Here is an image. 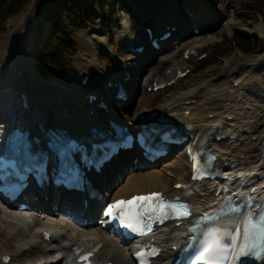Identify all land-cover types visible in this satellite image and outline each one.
<instances>
[{
	"label": "bare ground",
	"instance_id": "1",
	"mask_svg": "<svg viewBox=\"0 0 264 264\" xmlns=\"http://www.w3.org/2000/svg\"><path fill=\"white\" fill-rule=\"evenodd\" d=\"M135 1H141V5L133 0H129V3L132 8L134 7L135 9L141 10L135 12L134 17L135 20L140 22H144L151 18L153 12L156 13L158 11L157 9L164 10H160L156 13L165 15L163 18L158 19L156 24H160L162 27L165 25L167 29L164 28L161 31V28H158L156 34H159L161 31L159 34L161 35L171 27H175V29L171 31L170 37L159 41L160 48H165L169 45L171 36H175V41H178L180 36L187 30L189 31L188 27L186 28L182 25V22L186 25V21L178 15V11L174 12L165 8V2H170V0H158L160 3L156 6L157 9H152L151 4H149L147 11L144 1ZM186 2L189 7L194 5L192 8L195 9V13L198 12L193 16L192 23L194 26L199 27L201 32L203 29L210 27L209 25L203 26L209 15L216 17L215 21H218L220 14H225V6L223 5L228 4L230 0H222V3L220 1L223 7L219 6V0H197V2L196 0H187ZM142 11L146 13L152 12V14L148 13L142 15V13H144ZM230 17L229 15L228 20ZM227 23L228 22H226V24ZM149 25H151L150 22ZM192 28H190L191 32H189L194 34ZM17 29L18 28H15V37L11 39L16 38ZM82 33L86 34V31L84 30ZM94 35L95 32H91L88 36L90 40L92 37H95V41H93L95 45L92 47V55L94 57L89 62L76 61L75 68L76 70L79 69V71L72 77H59V80L64 84L58 82V84H60V88H58L61 91V95L58 93V96H60L62 102L64 101L60 107L61 110H64L62 117H58L54 114L50 115L47 111L50 104L42 93H44V90H46L48 86L38 78V73L35 69L34 43H32L31 46L26 38L21 42V45L27 48L26 52H22L20 48L18 50L11 47L9 48V52L6 53L1 60L0 103L9 102L11 103L10 108L6 107L5 109L8 111L11 110L17 114H24L27 118L25 127L29 125L31 133L34 131L38 135L42 133L37 131V129H39L38 123H40L41 127L45 129L48 127L66 128L71 131L68 132L69 134L77 137L82 135L77 133L78 131L83 133L87 130L86 133L90 135L92 134V127L96 125V120L89 119V114H92V118L97 117L103 120V124H107V120L114 119V115H116L112 110L111 104L106 103L104 99L109 95V92L113 90V84H107L109 80L112 83L119 82L125 87L128 94L127 100H116L124 106L125 103L133 99V96L135 98L142 86H144L145 89L147 86L153 85V81H167L175 75L177 69L182 71V67L186 63L183 56L185 50L190 51L191 56H193L195 52L199 55L209 50V47L215 42V40L211 38L212 36H207L203 39L198 37L187 43H178L179 46L172 52L168 54L164 53L166 54L165 56H159V58L155 60L153 59L154 54L158 50H154L151 46L147 45L148 41L145 40L144 36L143 41L135 42L136 40H133L130 42L126 41L125 34L121 33L118 40H122L123 44H128L129 46L133 45L134 47L140 44L144 45L145 49L142 53L133 52L137 55V59L141 57V59L144 60V62L138 60L141 61V66H139L138 69L135 68L134 72L136 74H140L142 70L147 72L144 74V76H146L143 79L144 81L141 82L142 86H140L141 79H139L138 76L134 79V74L129 73L130 69L127 70L129 74L128 77H124L126 75L124 73L126 69L122 68L121 64L126 57L118 55L122 60H116L112 53H116L117 49L113 50L107 48L103 40ZM133 42L134 44H132ZM178 51L181 52L180 58L173 60L171 64H167L164 70L160 72V63L167 60V56L173 57L178 54ZM18 52L21 53L20 56H17ZM254 61L252 63H254ZM152 62H155V64L149 70L144 63L148 65ZM224 63H226V66L223 67L216 80L211 81L210 79L208 81L195 83L189 87L186 86L181 89V91L162 98L154 108H144L140 110L139 113L134 112L132 117L124 112L125 115L128 116L126 118L123 115L125 117L124 119L123 116L120 115L122 113H119V109H117L116 112L118 116H122L120 117V119H122L121 122L128 127H135L138 124V116L141 113L158 111L170 118L173 121V125L178 126L181 129V133L187 136L188 139L184 142L183 147H179L175 150L174 155L170 159L162 162V169L150 167V165L146 164L143 160L138 159L137 162L135 160L131 161L129 159V151L122 152L115 156L114 159L107 162L98 174L89 175L92 178L93 186L98 187L102 193L108 196V199L115 196H127L135 192H149L152 190L162 191L170 196L177 194L178 191L175 190L173 184L183 181L190 176L188 170V157L185 154L186 146L189 142H196L202 137H204L203 146L207 147L216 155L215 163L222 167L225 172L235 173L236 171H245L251 174L252 177L263 174L264 107H260L259 111H257L259 107L258 103H255L251 96L255 97L257 100H264V97L262 98L258 95L264 91L257 86L256 81L247 83L237 76L236 70L231 67L232 63L230 61L226 60ZM126 65L128 68L129 66L132 67V64H129L128 61ZM253 65H255V63ZM13 69L18 70L17 74L13 77L15 79L14 86V80L8 79L7 82L4 81V78L7 77L6 75L8 74L9 77V73ZM115 72L116 75L113 74ZM83 73H86L87 76L81 77ZM96 79L97 81H101L99 85H97V83H91L92 80L97 82ZM7 83L12 84V91H6L3 87V85L6 86ZM61 85H63V87H61ZM105 92L107 94L101 98V95ZM88 93L95 94V100L89 102L85 98L86 102H82V98ZM21 95L26 99V107L21 106V102L24 100ZM34 96L39 97L40 103L39 101L38 103L37 101L32 102ZM99 99L105 103L106 110L96 105V103L100 101ZM107 100L112 102L110 98ZM248 100L251 102H248ZM144 103L146 104V102ZM254 116H256V118H254ZM8 124L9 121L5 124L0 123V130H5ZM217 129L224 133L226 137L215 140L214 132ZM247 130H251V132ZM233 134H237V136L231 138ZM156 161L157 160L154 162ZM128 166L131 167L132 170L125 176L123 182L116 185L112 190V185ZM257 178L259 181L264 179ZM238 181L239 179H234L232 183ZM193 188L196 189L197 192L190 195L189 200L197 210L210 211L211 208H216L214 206V199L216 196L213 191L209 190V184L203 185V183H194ZM216 188L217 187H215L214 190ZM263 191L264 187H262V192ZM79 195L81 196V194ZM32 196H36V198L32 199ZM24 201L28 203V207L42 209L44 212L39 213L31 208V210H24L16 214L12 213L11 210H3L0 207V229L3 231L7 230L5 234L7 238L13 239L16 243V246L12 248V253L25 254L26 252H30L37 256L36 259L31 258L33 256L28 257L27 261L23 264H57L73 252V245L77 243H94L99 241H101V246L93 255L99 262L111 260L113 264H134L130 257V253L127 252L129 248L124 245L120 246L116 240L109 237L107 232L93 221L95 218L94 205L92 203V201H94L93 199L88 200V206L84 210V215L87 217V221L85 222H83L82 216L77 214V207L80 205V201L78 203H70L64 200L59 194H53L46 188L40 189L37 186L33 187L31 192L24 198ZM51 202L56 204L55 208L51 207ZM14 207L15 208L12 209L17 210L16 205ZM217 211L221 212V209L217 208ZM68 213L72 214L71 220L68 219ZM163 225L161 230L155 235V238L159 240L163 246L161 254L156 257V264H171L175 259L172 246L179 244V242L184 239L183 234L185 232L182 226L166 223ZM33 226H38V228L34 230ZM52 229H54V232L51 233L48 240H46L42 234V230L50 232ZM8 247L10 246H0V264H4L1 260V256L10 253ZM57 251H60V253L56 254ZM46 256H50V258H46ZM69 263L70 261H67L64 264ZM261 264H264V259Z\"/></svg>",
	"mask_w": 264,
	"mask_h": 264
},
{
	"label": "rangeland",
	"instance_id": "2",
	"mask_svg": "<svg viewBox=\"0 0 264 264\" xmlns=\"http://www.w3.org/2000/svg\"><path fill=\"white\" fill-rule=\"evenodd\" d=\"M111 1L113 2V6H114L113 10H110V8L107 7L103 12H101L97 10L94 5L90 6V9L93 13L92 15L93 18L86 20L87 23L84 28L74 29L70 33V40L72 41L73 47L71 49L72 52H70L67 55V60L66 59L64 60L66 63L65 70L63 72H60L58 70L49 69L48 73L44 75L38 69L39 64L37 61L38 60L37 46L41 45L42 43L41 39L43 37L44 38L46 37L48 25L43 21L40 12L36 6L35 0H25L24 1L25 3L22 5L21 10L13 15H10L4 23L5 28L3 30H0V70H1V60L4 58L6 53L9 52V48L14 47L18 50L20 48L22 52H26L27 48H24L21 45V42L27 38L31 46L32 43H34L35 69L38 73V78L48 86V88L44 90V93H42L43 95H45L48 103L50 104L47 111L48 113H50V115L54 114L58 117H62L63 116L62 113L64 112V110H61L60 107L64 101L62 102L60 96H58L59 94L61 95V91L59 89L60 84H58V82H60L61 84L63 83L59 80V77L61 78L63 76L72 77L76 72L78 73L79 71V69L76 70L75 68L76 61L89 62L94 57L92 55V51H93L92 47L95 45L93 44V41H95V37H92L93 40L91 39L92 40L91 41L88 38V36L91 32H95V35L98 36V38H100L101 40H103L107 48L113 50L117 49L116 53L115 52L112 53L116 60L118 61L122 60L118 55H123L126 57V59L122 62L123 68L126 69L125 72H127V70L130 69L129 73L134 74V79L137 76L139 77V79H141L140 86H142L141 82L144 81L143 79L146 76V75L144 76V74H146L147 72L145 70H142L140 74L138 73L136 74L134 72V69L135 68L138 69L139 66H141V61L144 62V60L141 59V57L137 59V55H135L132 51L134 49L133 45L129 46L128 44H123V41L122 40L119 41L118 37L120 36L121 33H123L126 36V41H130V42H132L133 40H136L135 42L143 41V36L145 40L148 41V37H146L147 34L144 28L145 26H149L147 25L149 24V22H157L158 19L163 18L165 16L164 14L162 13L156 14L158 11L163 9L156 8V6L160 3V1L158 0H142L145 2L146 11L148 10L149 4H151L152 9H157L158 11L156 13L153 12V16L148 20L144 22H140L138 20H135L134 17H135V12L141 10L135 9L134 7L132 8V6L129 3V0H111ZM133 1L141 5V1L140 2H137L135 0ZM186 1L187 0H170L171 4L170 2H165L166 3L165 8L174 12L178 11V15L186 21V25L183 22L182 25L185 26L186 28L188 27L189 31L190 28L192 27L199 29V27L194 26V24L192 23L193 16H195L198 12L195 13V9L192 8V6L194 5H191V7H189ZM220 1L222 3V0H219V6L220 7L225 6V10H224L225 14H220L218 21H215L216 17H212L209 15L205 20V23L203 24V26L206 25L210 26L205 28L206 30L203 29L200 32L199 29L194 34H191L190 33L191 31L189 32L187 30L182 36L178 38V41H175L176 40L175 36H171L169 45L165 48H161L159 51H157L154 54L153 59L157 60L159 56L163 57L166 54L172 52L174 49H176L179 46L178 43H187L189 41L197 39L198 37H201L203 39L207 36L210 37L212 36L211 38L214 39L215 42L213 45H211V47H209V50L205 52L206 56L204 58L198 59L197 58L198 55H195V56H191L189 59H185L186 63L183 65L182 68L190 69V71L185 76L177 79V81L174 84L165 87L163 89H158L156 91L147 90V88L144 89V86H142L140 92L136 94L135 98L133 96L132 99L133 101L129 100L127 103L124 104V106L116 101L118 98H116L115 96L116 89L113 85V90L109 92V95L106 97L107 99L108 98L112 99L111 100L112 102H110L106 98L104 99L106 103L111 104L113 112L116 113V115H114V118L118 122L121 123L122 119H120V117H122L123 115L126 118L128 117L125 115V113L127 115H131L130 117H132L134 115L133 114L134 112L139 113L140 110L144 108L147 109L154 108L161 101L162 98L167 97L172 93L181 91V89H183L186 86L189 87L195 83L208 81L210 79L211 81L216 80L219 77V74L221 73L223 67L226 66L225 65L226 63H224L226 60L232 63L231 67H233V69L236 70L237 76H239L247 83H253V81H256L257 86L264 91V20L261 17V13L254 5L247 2L246 0H230L229 2L230 4L228 3L223 6H221ZM192 10L194 11V13ZM142 12H144L142 13V15L148 13L152 14V12H148V13H146L145 11ZM229 15L231 17L228 20ZM226 22L228 23L226 24ZM15 28H18L17 29L18 32L16 34L17 36L16 38L11 39L12 37H15L14 36ZM84 30L86 31V34L82 33L84 32ZM233 35H237L239 37L241 36L242 39L238 40V42H240L241 46L247 48L248 46L246 44H250L251 40H254L255 41L254 46H256V48L252 49L249 52L245 51L244 49L246 48L242 49L239 45L235 43V41L232 39ZM228 40H230L229 41L230 43H227ZM132 44H134V42ZM177 53L178 54L174 55L173 57L167 56V60L160 63L159 65L160 72L164 70L167 64H171L173 60H177L180 58L181 52L178 51ZM20 55L21 53L18 52L17 56ZM125 61L126 62L128 61L129 64H132V67L129 66L128 68ZM253 61L255 65H253L254 64L252 63ZM154 64L155 62H152L151 64L149 63L148 65L144 63V65L147 66L149 70L154 66ZM17 72H18L17 69H13L9 73V77L8 74L6 75L7 77L4 78V81L7 82L8 79H12L14 80L13 81V86H14L15 79L13 77L14 75L17 74ZM86 76H87L86 73H83L81 75V77H86ZM93 80L91 81V83H97V85L101 83V81L99 80L97 81V79H96L97 82H94ZM11 85L12 84L7 83L6 86L3 85V87L5 88L6 91H12ZM63 85H61V87H63ZM123 90L126 95L125 100H127L128 94L125 87H123ZM106 94H107L106 92L103 93L101 95V98ZM259 96L262 98L264 97V95L263 96L259 95ZM85 98H86L85 96L84 98H82V102L86 101ZM251 98L254 100L255 103H258L259 107L257 108V111H259L260 107H264V100L261 99L257 100L253 96H251ZM34 101H37V103L39 101L40 103L39 97L34 96L32 102ZM144 102H146V104ZM248 102L251 101L248 100ZM117 109H119L118 110L119 113H122L120 114L122 116L120 117L118 116L116 112ZM0 110H4V108L1 107ZM91 115L92 114L88 115L89 119L92 118ZM124 116L123 119L125 118ZM254 118H256V116H254ZM92 119L96 120L99 118L96 117ZM180 147H183V145H181ZM175 150L166 157L157 160L153 164H150V167L162 169L163 167L162 162L170 159L174 155ZM138 159L139 158L135 157L131 161L135 160L137 162ZM131 170L132 169L129 166L125 168L122 174L118 176L117 180L114 182L111 189L113 190L116 185L123 182V179L125 178L126 175L129 174ZM1 208L7 211L11 210L12 213H16V214L21 212L12 209L14 207L11 208L1 207ZM32 210L37 211L36 208H32ZM37 228L38 226H33L34 230H36ZM53 230L54 229H52L50 232L53 233L54 232ZM6 231L0 229V246L1 245L10 246L8 247L9 248L8 250L10 251L9 254L11 259L7 264H23L24 262L27 261V258L30 256H33L31 257L33 259L37 258V256H35L33 253L30 252H26L25 254H18V253L13 254L12 248L13 246H16V243L13 239L7 238V235H5ZM59 253L60 251L56 252V254ZM46 258H50V256H46Z\"/></svg>",
	"mask_w": 264,
	"mask_h": 264
},
{
	"label": "snow or ice",
	"instance_id": "3",
	"mask_svg": "<svg viewBox=\"0 0 264 264\" xmlns=\"http://www.w3.org/2000/svg\"><path fill=\"white\" fill-rule=\"evenodd\" d=\"M190 214L186 204L167 201L159 192L132 196L127 200H116L106 209V215L119 220L121 225L141 236L152 231V225L146 222L145 217L150 219L152 215H156L167 219L170 215L181 218ZM206 235L207 239L192 264H223L224 260L229 261V264H235V261L252 255L256 244L264 241V212L258 213V218L251 213L247 214L233 230L211 228ZM224 236L230 238V243L223 242ZM237 240L240 243H237ZM136 255L140 258L141 264H148L146 256L155 255V250L147 254L141 251ZM91 256L92 252L88 251L80 255L79 259L83 264H90Z\"/></svg>",
	"mask_w": 264,
	"mask_h": 264
},
{
	"label": "trees",
	"instance_id": "4",
	"mask_svg": "<svg viewBox=\"0 0 264 264\" xmlns=\"http://www.w3.org/2000/svg\"><path fill=\"white\" fill-rule=\"evenodd\" d=\"M23 1V2H22ZM25 0H0V30L5 28L6 19L21 10ZM254 5L264 20V0H246ZM43 21L48 25L46 37L37 46L39 71L46 75L48 70H65V59L72 52L70 33L74 29L84 28L87 19H92L91 5L103 12L107 7L113 10L111 0H35ZM232 39L242 49L249 52L255 49L254 40L247 47L241 46V36L233 35ZM230 40L227 41V43ZM232 42V41H231ZM66 57V58H65ZM205 64V63H204ZM203 64V65H204Z\"/></svg>",
	"mask_w": 264,
	"mask_h": 264
}]
</instances>
